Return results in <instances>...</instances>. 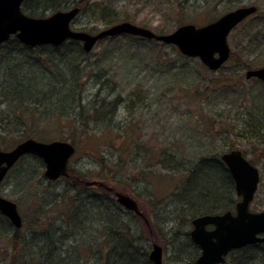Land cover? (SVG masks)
I'll use <instances>...</instances> for the list:
<instances>
[{"label": "rangeland", "instance_id": "1", "mask_svg": "<svg viewBox=\"0 0 264 264\" xmlns=\"http://www.w3.org/2000/svg\"><path fill=\"white\" fill-rule=\"evenodd\" d=\"M249 4L257 7L256 12L227 37L231 52L240 57L227 60L214 71L201 65L197 58L185 57L175 47L153 39L118 35L113 40H98L85 57L84 67L89 76L82 90L90 106L103 99H119L106 141L95 125L88 124V130L83 128L87 115L84 113L78 121L83 124L48 119L38 120L36 126L25 132L15 122L0 127L4 131L0 130V149H11L31 132L34 133L31 137L40 141L73 142L75 152L69 160L68 172L72 170L84 183L100 181L114 191L132 196L142 216H122L119 224L142 236L139 247L147 249V254L152 244L157 243L162 247L164 264H177L176 254L168 248L170 234L191 229V222L179 224L182 215L183 218L186 215L180 209L182 189L179 190L178 183L189 175L191 168L189 164L181 166L182 163L197 165L200 159L212 158L221 164V153L241 150L259 170L258 188L250 209L264 211V136H252L255 130L242 124L248 110L264 102V82L245 77L247 69L264 66V0H86L80 8L86 7L79 8L71 23L76 30L96 33L126 20L156 33H168L179 24L201 26ZM50 13L46 11L43 16ZM112 19L116 21L109 22ZM237 59L241 64L236 63ZM115 123L121 127L114 128ZM25 156L10 168L0 185V194L17 204L22 217L18 236L31 235L37 218L58 226L76 195L74 212L86 215L87 221L79 222L75 231L68 232L76 236L70 237L67 244L78 237L94 245L100 242L103 238L97 236L101 232L98 217L112 214L114 194L98 185L85 184L89 188L71 190V178L49 181L43 176V167L41 175L26 179L24 175H31L28 170L36 166V161L22 160ZM99 156L104 158V168L98 166ZM160 157L176 168L163 169ZM203 162L208 171L201 179V184L206 185L202 187L213 191L212 184L216 183L217 188L220 180H226V174L220 165ZM200 190H195L194 195ZM237 199L234 194L233 203ZM117 205L120 212L134 214ZM231 207L233 211L234 205ZM2 218L0 214V264H31L36 247H32L29 238L23 244L18 243L14 238L16 228ZM178 238L177 235L174 241ZM178 246L176 243L175 249H181Z\"/></svg>", "mask_w": 264, "mask_h": 264}, {"label": "trees", "instance_id": "2", "mask_svg": "<svg viewBox=\"0 0 264 264\" xmlns=\"http://www.w3.org/2000/svg\"><path fill=\"white\" fill-rule=\"evenodd\" d=\"M233 1L241 2L242 0ZM82 3H86V0H24L21 9L28 15L41 17L46 11L54 12L74 6L80 8ZM85 7L86 5H83L80 9ZM113 21L116 20L112 19L109 22ZM121 36L144 39L125 34ZM108 39L113 40L114 37H108ZM86 56L87 53L83 51L81 43L73 39H68L58 46L44 44L29 47L11 36L0 44V127L10 126L15 122L25 132V130L36 126L35 122L38 120L46 121L48 119L69 120L72 124H78L82 123L78 121L82 120L81 117L85 113L87 115L83 120L84 124L82 123L83 128L88 130V124L95 125L103 134L102 139L106 141V134L116 118L119 99H103L96 105H87L89 99L84 96L82 90L89 76L84 67ZM237 57L235 53L231 52L227 62ZM236 63L241 64V60L237 59ZM95 106L97 107L95 108ZM246 114L242 124L245 128L255 130V134L252 136L263 137L264 102L248 110ZM119 125L115 123L113 127L120 128ZM2 129L0 128L1 131H3ZM33 134L31 132L24 137H31ZM23 159L36 161V166L28 170L27 174L31 175H24V178L30 179L35 174L41 175L43 164L38 157L27 154ZM203 161L211 162L216 166L220 165L219 167L226 174V180H220L217 188L214 187L216 183L212 184L213 191L205 190L202 187V185H206L201 184V179L208 171L206 167L204 168ZM159 163L166 170L173 171L176 168L168 166L161 157ZM184 164L182 163L181 166L188 167L190 165L191 168L188 170L189 175L186 174L185 178L178 183L179 190L182 189L180 209L182 214L186 215L184 218L182 215L179 224L189 223L193 217L200 214L218 213L232 208L231 206L234 205L232 196L235 194L233 181L222 162L220 164L216 159L203 158L198 161L197 165L195 162ZM98 166L100 168L106 166L102 156L98 158ZM74 176L72 170L68 172L66 178H71L69 189L89 188L84 182L79 181V177ZM199 189L201 190L195 194L199 197L195 198L194 192ZM179 195L181 194L179 193ZM76 197L75 195L68 203L70 204L69 211L61 215L58 226L48 222V224L43 223L42 219L37 218L35 220L38 222L35 224L36 229L32 231L31 235L28 234V236L20 238L19 230H15L14 238L18 243L23 244L30 239L32 247H36V252L30 258L31 264H153L148 258L147 249L139 247L138 240L142 236L135 235L133 230H127L128 227L119 224V219L122 216L137 217V215L120 212L118 205L113 201L110 210L112 214L106 213L98 217L101 221L99 224L101 232H98L97 236L103 238L100 242H95L94 245L87 242L88 240H81L82 237H78L79 239L71 241L72 244H67L70 237L76 236V234L68 235V232L75 231L80 225L79 222L83 224L84 221H87L86 215L83 217L79 215V211L74 212L77 208ZM215 199L217 201L213 202ZM91 218L90 214L89 220ZM2 219L10 225L5 217ZM44 224L47 226H43ZM145 227L147 228L146 225ZM179 227L181 228L180 225ZM177 235L179 238L174 241ZM169 239L168 248L170 247L172 253L176 254V263L194 264L199 248L190 240L188 232L178 231L176 234L172 232ZM176 243H179L178 247L181 249H175ZM224 264H264V242L232 250L227 255Z\"/></svg>", "mask_w": 264, "mask_h": 264}, {"label": "water", "instance_id": "3", "mask_svg": "<svg viewBox=\"0 0 264 264\" xmlns=\"http://www.w3.org/2000/svg\"><path fill=\"white\" fill-rule=\"evenodd\" d=\"M22 2L23 0H0V44L12 35L29 47L44 44L58 46L67 39H73L79 41L83 51L87 53L100 39L127 34L173 45L182 55L197 58L212 71L220 68L230 56L231 49L227 41L230 32L257 10L253 4L241 5L204 25L186 23L168 33H156L130 21L114 23L96 33H89L71 26L79 12L77 6L57 10L44 17H34L21 10ZM245 77L264 82V66L247 69ZM74 152L75 146L66 140L46 142L28 137L9 150L0 149V183L8 170L26 154L34 155L42 161L43 176L47 180L55 181L68 176L67 167ZM220 160L232 178L239 199L234 211L200 214L192 218L188 235L200 250L194 264H222L230 251L264 242V211L250 210V203L259 183L258 168L239 149L221 153ZM85 184L105 186L96 180L86 181ZM114 194L120 205L142 216L137 201L132 196L117 191ZM0 213L14 228L22 226L17 204L1 195ZM148 258L153 264H164L161 245L153 243Z\"/></svg>", "mask_w": 264, "mask_h": 264}, {"label": "flooded vegetation", "instance_id": "4", "mask_svg": "<svg viewBox=\"0 0 264 264\" xmlns=\"http://www.w3.org/2000/svg\"><path fill=\"white\" fill-rule=\"evenodd\" d=\"M109 193H111L109 190H107Z\"/></svg>", "mask_w": 264, "mask_h": 264}]
</instances>
